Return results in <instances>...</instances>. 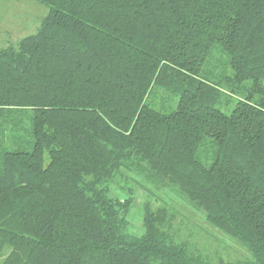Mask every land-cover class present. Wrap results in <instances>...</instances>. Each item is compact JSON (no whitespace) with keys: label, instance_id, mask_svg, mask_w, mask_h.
I'll list each match as a JSON object with an SVG mask.
<instances>
[{"label":"trees","instance_id":"trees-1","mask_svg":"<svg viewBox=\"0 0 264 264\" xmlns=\"http://www.w3.org/2000/svg\"><path fill=\"white\" fill-rule=\"evenodd\" d=\"M35 1L0 49V264H264V0ZM124 171L253 259L192 252L149 203L130 233Z\"/></svg>","mask_w":264,"mask_h":264},{"label":"rangeland","instance_id":"rangeland-1","mask_svg":"<svg viewBox=\"0 0 264 264\" xmlns=\"http://www.w3.org/2000/svg\"><path fill=\"white\" fill-rule=\"evenodd\" d=\"M48 13L49 7L35 0H0V49L35 33ZM123 174L116 178L111 192L127 197L128 188H132L134 203L128 219L129 232L133 235L143 234L144 206L149 203L153 209H168V231L178 241L188 243L192 252L212 262L253 259L247 248L209 223L205 212L177 189L157 188L133 173L124 171Z\"/></svg>","mask_w":264,"mask_h":264}]
</instances>
